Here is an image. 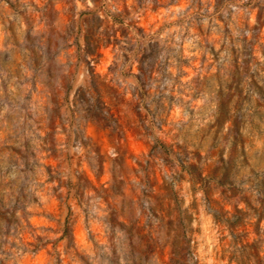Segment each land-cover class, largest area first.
<instances>
[{
	"label": "rangeland",
	"instance_id": "obj_1",
	"mask_svg": "<svg viewBox=\"0 0 264 264\" xmlns=\"http://www.w3.org/2000/svg\"><path fill=\"white\" fill-rule=\"evenodd\" d=\"M92 2L94 7L85 0L79 6L75 0L0 3V73L8 74L0 83L6 92L27 84L25 99L44 109L39 118L26 113L38 129L36 139L43 141L29 167L40 182L38 191L47 196L45 185L60 166L48 146L63 141L76 148L83 133L84 155L70 151L66 165L82 170L78 180L87 184L86 192L106 195L97 205L99 218L89 223L87 214L73 221L71 207L79 201L70 199L65 214L59 196L45 207L23 182H0V248L31 246L47 235L48 247L62 250L57 264H92L89 255L103 244L111 254L97 252V264H119V255L128 258L126 264H135L133 255L142 264H158L160 248L151 261L144 251L154 239L166 237L165 264H264V6L252 5L253 24L243 14L233 20L229 5L236 0H209L212 14L195 16L193 9L208 13L201 0H152L150 5L117 0L120 12L111 19L104 15V0ZM89 24L96 36L98 30L116 34L118 43L90 46L89 53ZM170 28L183 31L165 37ZM233 29L241 35H233ZM189 39L195 48L188 46ZM117 48L123 63L137 54L129 70L119 74ZM85 52L92 58L91 79L76 87L89 64ZM173 58L175 76L167 70ZM146 63H151L152 81L160 72L154 88L133 75L143 73ZM94 77L97 91L91 88ZM205 95L208 101L202 104ZM49 102L55 105L51 113ZM113 148L119 154L115 158L109 156ZM3 151L20 154L11 145ZM95 156L100 159L94 170L90 160ZM86 192L72 189L81 199ZM28 203L36 205L32 212L26 210ZM129 234L135 247H129ZM41 262L47 264L44 255L30 254L24 264Z\"/></svg>",
	"mask_w": 264,
	"mask_h": 264
},
{
	"label": "clouds",
	"instance_id": "obj_2",
	"mask_svg": "<svg viewBox=\"0 0 264 264\" xmlns=\"http://www.w3.org/2000/svg\"><path fill=\"white\" fill-rule=\"evenodd\" d=\"M3 0H0V3H2ZM38 2V0H37ZM81 0H75V3L79 6ZM152 0H145L146 5H150ZM201 2L204 4L205 8H208V13H204V10L201 9L199 12H196L194 9L192 10V15H211L212 9L209 7V0H201ZM248 0H236V3L230 4L229 7L233 9L234 15L233 20L238 21V18L243 14L246 15L251 19V23H255V19L253 17V12L255 9L252 7V5L264 6V0H251V4L247 8H241L240 5L246 4ZM85 3L89 7H94L92 0H85ZM105 3V13L104 15L108 17V19H111V14H115L120 12V4L117 2V0H104ZM130 3H132V0H130ZM110 9V12L108 11ZM187 15V14H182ZM101 18H104L103 16ZM176 17L173 16L171 19H175ZM202 23L205 27L208 26V19L205 18ZM124 26L127 27V20H125ZM242 27V26H241ZM115 30V28L113 29ZM183 29H168L165 33V37H172L173 32H182ZM21 32H23V28H21ZM250 35V33H246ZM233 35L240 36L241 32L237 31L236 29H233ZM158 39H161V42L163 43L164 40L161 37H157ZM176 41H179L180 36L176 35L174 37ZM171 39L168 40V43H171ZM83 44V42H81ZM123 43V40L121 41ZM21 48L24 47V41H21L20 44ZM188 46L195 48V44L193 43V39L188 40ZM173 47H179L178 44H173ZM150 52L151 50L148 49ZM116 64L119 65V68L116 70L117 74L119 72H127L129 70V66L131 64H134L137 59V54H132V59L129 60L127 63H123V57L120 55V49H116ZM163 58V57H162ZM223 54L221 55V59H223ZM84 59L85 61H88L89 64L85 66L83 74L79 76V79L77 80L76 87H79L80 84L83 82V80L87 77L88 79H91V73L89 71V67L91 65L92 58L85 52L84 53ZM176 66V60L175 58L171 61V67H169L167 70L172 73L173 76L176 75V72L174 71ZM151 73V63H146V66L144 68L143 73H134V76H141L142 79H144L146 82L150 83L151 87H155V82L159 80L160 72H157L156 74V80L152 81L150 79ZM7 73H0V81H3L7 78ZM164 84H171L170 80H165L163 82ZM12 84L15 85L16 81L13 79ZM183 86V85H182ZM65 87H67V84L65 83ZM138 90L139 86L137 85ZM30 91V88L27 84L23 86H10L5 91L4 87L2 86V83H0V182L7 183L8 181H14L16 184H19L23 182L24 184L28 185V192L34 193L37 195L40 199V203L43 204L45 207L48 206V204L51 202V198L53 195L60 197V204L63 208V211L65 214L68 213L69 207H70V199L74 201H79L78 205L75 207H71V214L73 215V221H75V218L77 215H85L87 214L88 222L92 223L95 221V219L99 218L98 208L97 205L100 204V198L105 197L106 195L102 192L98 196L96 193L93 192H86L87 184L81 179L78 180V177L81 175V169L79 168H69L66 165V157H68L69 152L75 153L77 156L84 155V147L83 142H86V137L81 134V140L77 141V147L71 148L70 145L66 146L63 141H58L53 144H50L49 151L50 153H55L58 161H59V167L53 168L51 172V182L45 185V190L47 191V196L43 195L41 191H38V185L40 182L33 179V174L29 171V167L33 164L34 158L32 156L33 151H38L40 144L43 141H38L36 139V124L34 120H29L28 116L26 115L27 112H30L34 118H39L42 114H44V109L40 106H38L35 102L27 101L25 99L26 94H28ZM56 91L55 86L52 88V94L54 95ZM208 101V96L205 95L204 98L201 100V103H205ZM180 103L179 97L177 98V104ZM21 105H28L27 108L21 107ZM55 107L51 102L48 103L47 108L49 110V113H51V110ZM212 108H214V105H212L211 108H209L208 113H206V120L210 119V113ZM54 115V113H52ZM179 114V110H178ZM79 119V118H78ZM183 120H187V114L184 113L182 116ZM31 126V127H29ZM81 127H85V125L81 124ZM227 131V128L225 129V132ZM69 132H71V129H69ZM25 141H30V143L26 144ZM11 145L12 147H15L16 149H19L20 154L17 155L14 152L9 151H3L7 146ZM157 155H159V150L157 149L156 152ZM119 154L117 151L113 148L109 150V156L111 158L117 157ZM99 156H95L90 160V163L93 166V169L95 170L99 166ZM150 158L145 156L144 160L147 162ZM11 168V171L9 172L8 169ZM41 173H43L44 168L43 166L39 170ZM115 171L116 176L119 178L120 173L118 169H113ZM143 175V173H141ZM27 177V179H26ZM44 179H47V176L44 177ZM170 179V176H169ZM42 182V181H41ZM116 181H110V183H115ZM145 185H141V187H144ZM247 187V185H245ZM55 188L56 192L53 193L52 189ZM76 188L79 192H86V194L81 197L79 196H73L72 195V189ZM67 189V191H65ZM36 205L32 203H28L26 210L28 212H32L35 209ZM108 212V209L105 208L104 215L106 216ZM132 208L129 206V215L131 217ZM93 214H96L95 216ZM17 215L19 216L20 213L18 212ZM136 215H139L137 212ZM126 230V229H125ZM71 235V232L69 230V236ZM117 237H120L123 235V232H117ZM129 247H135V240L134 237H132L131 234H129ZM53 240L56 239V237L52 238ZM147 240V238H145ZM21 241L17 240V245H21ZM49 239L47 235H45V239L42 240H34L33 244L31 246L27 245L26 243L23 244L21 247L17 248H8L7 246L0 248V261H7V264H24L25 258L28 257L30 254L32 257L38 256V255H44L47 264H57L58 257L62 255V250L58 248H49L48 247ZM168 240L166 237H160L153 240L152 244H149L147 248L144 251V256L148 258L149 261L153 259H157L156 254L154 253L155 248H160L161 251L158 256V264H165L163 260V252L162 249L167 245ZM99 252L100 254L103 253H109V247L107 244L101 245L97 251L92 252L89 255V259L92 261V264H97V262L100 259V256L97 254ZM119 255V253H118ZM127 257L123 255H119V264H126ZM133 261L135 264H142V262L133 255L132 256ZM43 264V262H41ZM104 264H107V261H104ZM183 264V262H182Z\"/></svg>",
	"mask_w": 264,
	"mask_h": 264
},
{
	"label": "trees",
	"instance_id": "obj_3",
	"mask_svg": "<svg viewBox=\"0 0 264 264\" xmlns=\"http://www.w3.org/2000/svg\"><path fill=\"white\" fill-rule=\"evenodd\" d=\"M99 19H100V22H103V23L107 22L105 18H101L100 16H99ZM95 29L96 28L94 26H91V24H89V26H88V52L89 53H93L90 49V46H92L94 49H96V48L98 49L102 44H108V43H111L113 41L114 42L118 41L116 34H114V35L109 34V33H107V31H99L98 30L99 35L96 36V30ZM115 43H118V42H115ZM93 76H95V74ZM98 86H99V84L97 83V81L95 80V77H94L91 81V88L97 91Z\"/></svg>",
	"mask_w": 264,
	"mask_h": 264
}]
</instances>
